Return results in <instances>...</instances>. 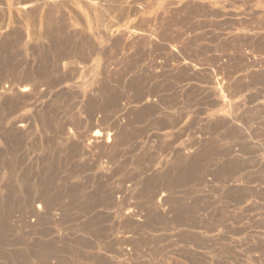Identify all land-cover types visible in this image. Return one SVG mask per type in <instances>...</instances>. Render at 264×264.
I'll use <instances>...</instances> for the list:
<instances>
[{
	"label": "rangeland",
	"instance_id": "obj_1",
	"mask_svg": "<svg viewBox=\"0 0 264 264\" xmlns=\"http://www.w3.org/2000/svg\"><path fill=\"white\" fill-rule=\"evenodd\" d=\"M44 2L0 0V264H264V0Z\"/></svg>",
	"mask_w": 264,
	"mask_h": 264
},
{
	"label": "bare ground",
	"instance_id": "obj_2",
	"mask_svg": "<svg viewBox=\"0 0 264 264\" xmlns=\"http://www.w3.org/2000/svg\"><path fill=\"white\" fill-rule=\"evenodd\" d=\"M51 1H53V0H51ZM51 1H48V2H46V0H45V2L44 3H48V4H50L49 2H51ZM25 3L24 4H26V1H24ZM39 2V1H38ZM43 2V1H42ZM42 2H40V3H42ZM15 3V2H14ZM19 3H23V2H19ZM23 4V5H24ZM29 4V3H28ZM48 4H47V6H48ZM51 4H53V2L51 3ZM3 5V4H2ZM15 5V4H14ZM23 5H22V7H23ZM27 5V4H26ZM39 5V4H38ZM87 5V4H86ZM90 5V3L88 4V6ZM92 5V4H91ZM18 6V5H17ZM21 6V5H20ZM29 5H27L26 7L24 6L22 9H26V8H29L28 7ZM41 7V6H40ZM50 7V6H49ZM83 7H84V4H83ZM57 8V7H56ZM59 8H61V7H59ZM58 8V9H59ZM89 8V7H88ZM90 8H91V6H90ZM93 8H96V7H93ZM35 9V8H34ZM38 9V8H37ZM46 9H47V7H46ZM48 9H50V8H48ZM101 9V8H100ZM102 9H103V7H102ZM20 10H21V8H20ZM29 10V9H28ZM50 10H53V9H50ZM90 10V9H89ZM1 11H3V10H1ZM29 11H31V8H30V10ZM49 11V10H48ZM47 11V12H48ZM56 11V10H55ZM79 11V10H78ZM96 11H97V8H96ZM49 12H51V11H49ZM48 12V13H49ZM61 12V11H60ZM90 12H91V10H90ZM89 12V13H90ZM100 12V11H99ZM22 13H23V11H22ZM26 13V12H25ZM38 13V12H37ZM37 13L36 12H34V13H32V14H27V16H26V14L24 15L25 17H27V20L29 21V23H31V24H36V22H37V20L39 19L40 20V17L37 15ZM103 13V12H102ZM51 14H52V12H51ZM54 14V13H53ZM101 13H99V15H100ZM104 14H105V12H104ZM90 15V14H89ZM106 15V14H105ZM117 15H119V14H117ZM124 15V14H123ZM22 16V15H21ZM91 16H92V14H91ZM94 17V16H93ZM98 17V16H97ZM48 18V17H47ZM50 18H51V16H50ZM91 18V17H90ZM80 19V18H79ZM78 19V20H79ZM82 19V18H81ZM96 19V18H95ZM103 20H104V18H102ZM17 20V19H16ZM76 21L75 19H74V22L75 23H77V24H79V21ZM98 20V19H97ZM115 21V20H114ZM98 22V21H97ZM103 22V21H102ZM164 22V21H163ZM16 23V22H15ZM14 23V24H15ZM19 23V22H18ZM49 23H50V21H49ZM49 23L47 24V25H49ZM99 23V22H98ZM104 23V22H103ZM51 24V23H50ZM76 24V25H77ZM93 24H95V23H93ZM107 24V23H106ZM97 25V24H96ZM99 25H101V23L99 24ZM104 25V24H103ZM102 25V26H103ZM112 25H113V23H112ZM106 26V25H105ZM107 26H111V25H108L107 24ZM135 26V25H134ZM108 27V28H109ZM142 27V26H141ZM94 28V27H93ZM107 28V27H106ZM137 28V27H136ZM140 28V27H139ZM139 28L137 29V31L136 30H134V32L136 31V32H140V30H139ZM135 29V28H134ZM96 30V29H95ZM107 30V29H106ZM143 30V29H142ZM141 30V32H145V31H142ZM166 30V29H165ZM125 31V30H124ZM129 31H131V29L129 30ZM127 32V31H126ZM134 32H130V33H128L127 32V39L128 40H130V39H132L134 36H136L135 35V33ZM147 32V31H146ZM145 32V33H146ZM149 32V31H148ZM152 32V31H151ZM35 33V32H34ZM40 33V32H39ZM108 33H110V32H108ZM107 33V34H108ZM119 33V32H118ZM122 33V32H121ZM37 35V34H36ZM146 35V34H145ZM153 35V34H152ZM123 36H125V35H123ZM138 36V35H137ZM142 36H144V33H143V35ZM151 36V35H150ZM158 36V35H157ZM122 37V36H121ZM148 37V36H147ZM146 37V38H147ZM155 37V36H154ZM123 38V37H122ZM125 38H126V36H125ZM125 38H124V40H125ZM149 38V37H148ZM141 39V38H140ZM128 40H127V43H128ZM131 42V41H130ZM132 44H133V41L131 42ZM130 43V44H131ZM77 51H79V50H77ZM75 52H76V50H75ZM80 52V51H79ZM66 54V53H65ZM68 54V53H67ZM92 54V53H91ZM82 55V54H81ZM87 55V54H86ZM75 56V55H74ZM79 56V55H78ZM104 56V55H103ZM73 57V56H72ZM76 58V57H75ZM108 59V58H107ZM66 60V59H65ZM80 60V59H79ZM67 61V60H66ZM108 61H110V59L108 60ZM74 63H75V61H74ZM116 63V62H115ZM60 64V63H59ZM69 64V63H68ZM71 64H72V62H71ZM106 64V63H105ZM114 64V63H113ZM63 65H65V64H63ZM62 65V66H63ZM104 65V64H103ZM66 66V65H65ZM77 66H79V65H77ZM83 66V65H82ZM63 68V67H62ZM65 68V67H64ZM67 70V69H66ZM105 70V69H104ZM100 77V76H99ZM217 81V80H216ZM36 81L34 80V79H31V78H26V79H23V80H21L20 81V83L19 84H16V85H10V86H2L0 89H1V95L2 96H11V95H14V96H16V94H31L32 92H34V91H36ZM216 84V83H215ZM217 85H219L218 87H220L221 85L220 84H217ZM220 89V91L222 92V89H223V85L219 88ZM32 95V94H31ZM222 96V95H221ZM20 124L17 126L18 127V129L20 128V130H27V128H28V124L26 123V122H19ZM67 135H68V139H72V137H73V135L70 133V134H68L67 133ZM112 137H114V133H111V132H101V133H94V134H92V135H90V136H88L87 137V139H86V144H87V149L88 148H90V147H92V146H95V145H98V144H105L106 142H108V140L109 139H111ZM114 140V139H113ZM96 149V148H95ZM162 201H164V200H162Z\"/></svg>",
	"mask_w": 264,
	"mask_h": 264
}]
</instances>
